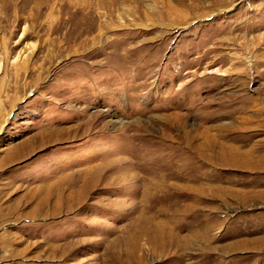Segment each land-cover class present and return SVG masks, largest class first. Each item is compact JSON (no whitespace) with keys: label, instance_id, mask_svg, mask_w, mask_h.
I'll use <instances>...</instances> for the list:
<instances>
[{"label":"rangeland","instance_id":"1","mask_svg":"<svg viewBox=\"0 0 264 264\" xmlns=\"http://www.w3.org/2000/svg\"><path fill=\"white\" fill-rule=\"evenodd\" d=\"M0 264H264V0H0Z\"/></svg>","mask_w":264,"mask_h":264}]
</instances>
